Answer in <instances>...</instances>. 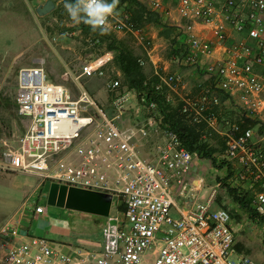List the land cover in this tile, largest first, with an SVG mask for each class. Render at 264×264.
I'll list each match as a JSON object with an SVG mask.
<instances>
[{
	"label": "built area",
	"instance_id": "built-area-1",
	"mask_svg": "<svg viewBox=\"0 0 264 264\" xmlns=\"http://www.w3.org/2000/svg\"><path fill=\"white\" fill-rule=\"evenodd\" d=\"M152 6L160 11L161 2L153 0ZM176 6L187 21L183 33L189 52L181 63L201 68L211 81L183 95L180 111L192 122L205 123L203 137L211 133L222 137L224 155L239 164L240 177H251L258 184L253 204L264 217V155L255 146L257 127L250 122L244 126L241 118L220 116L224 100L218 93L223 91L225 101L237 102L242 114L264 128V0H177ZM197 24L211 26L214 38L201 36ZM108 27L150 43L143 28L136 27L124 11L116 10ZM230 28L239 36L224 43ZM216 42L224 43V53L211 58ZM138 61L145 64L143 58ZM84 69L88 75L104 78L112 95V112L87 89L74 94L48 79L42 64L23 66L17 75L15 101L18 114L29 121L20 147L8 148L3 157L14 171L111 193L114 211L102 226L103 247L67 245L62 250L45 235L14 243L18 227L5 223L0 226V244L6 247L4 264H256L249 255L236 251L230 211L222 205L212 208L219 182L191 206L177 204L173 187L179 186L182 196L192 191L184 177L196 153L184 148L175 132L160 125L156 100L138 96L134 89H122L121 81L100 66ZM154 74L158 76L156 88L171 102V92L183 84L182 75L159 69ZM129 113L142 118L124 127ZM132 128L143 141L161 133L153 158L142 155ZM120 202L123 211L116 208ZM34 208L40 214L45 210L41 204Z\"/></svg>",
	"mask_w": 264,
	"mask_h": 264
},
{
	"label": "rangeland",
	"instance_id": "rangeland-1",
	"mask_svg": "<svg viewBox=\"0 0 264 264\" xmlns=\"http://www.w3.org/2000/svg\"><path fill=\"white\" fill-rule=\"evenodd\" d=\"M53 1L55 3L53 9L41 15L36 7L45 0H0V216L9 212L15 204H20L24 200V194L30 193L37 187L38 182L46 180L44 183L46 194L52 182L32 173H15L17 171L8 168L4 163L3 152L8 148L14 150L20 147V138L29 121L27 117L18 114L15 101L17 75L21 67L42 64L48 79L63 84L74 94L83 87L106 107L107 112H111L112 108L111 103H108L111 102V94L105 85L104 78L94 75L89 79L83 76L84 78L76 81L73 76L80 71L81 62L93 56L92 52H97L98 41L94 42L91 35L82 34L78 24L70 19L65 10V0ZM110 74L113 77L116 75L113 71H110ZM224 107V104L219 106L220 116L229 112L228 118L232 120H236L242 112L237 102L228 101ZM141 118V116L132 117L129 113L122 125L125 127L130 121ZM132 131L135 132L138 143L142 142L143 139L137 136L133 128ZM254 132V139H260L261 134L257 128ZM151 137H153V145L149 149L142 144L144 150H141L140 146L142 155L156 149L155 146L160 143V139L156 140L161 137V133L158 131ZM207 139L209 143L212 141L211 146L216 149L215 162L219 166H215L211 160H205L206 167L203 168L206 170L205 174L209 181L207 180L204 184L201 193L207 195L212 187L209 184L215 186L214 184L219 182V185L215 186L217 188L216 203L212 204V208L222 205L234 211V203L224 189L223 183L228 181L242 190H250L253 197L258 184L254 183L250 188L242 186L244 182L239 175L240 166L238 165V171L237 162L225 157L221 137L217 133H211ZM77 142L78 140L75 141ZM259 149L264 153V141L263 144L260 143ZM230 161L234 164H228ZM232 166L235 168L231 169ZM226 175H231V178L226 180ZM234 175H237L240 183L235 181ZM25 182H29L28 189ZM20 186L24 190L22 195L21 191L18 192ZM38 194L39 192L32 199H38ZM40 202L45 206L44 212L38 213L44 221L45 236L49 237L56 246L61 247L66 241H77L91 250H99L103 247L102 226L106 220L105 216L49 204L47 195ZM236 212L237 218L231 217V222L242 224L239 236L241 241H236V245L242 243L241 254L249 255L256 264H264V223H254L244 211ZM234 224H232L233 228ZM68 244L66 243V246Z\"/></svg>",
	"mask_w": 264,
	"mask_h": 264
},
{
	"label": "crops",
	"instance_id": "crops-1",
	"mask_svg": "<svg viewBox=\"0 0 264 264\" xmlns=\"http://www.w3.org/2000/svg\"><path fill=\"white\" fill-rule=\"evenodd\" d=\"M141 1L152 6L153 0H141ZM159 1L161 2L160 13H162L163 19L170 25L176 26L180 30L185 31L187 21L186 19L181 17V15L177 11V6H176L177 0H159ZM123 9L124 8L121 6V7H117L116 10L120 12ZM142 28L146 36L150 39V43L148 45H145L142 41L139 40V38L134 33H131V32L122 31V30L109 27V31L107 33H112L117 39H120L125 46L131 49L134 54L138 55L139 58H143L145 60L143 69L145 73H147L148 75L154 74L157 69H159L163 73L178 72L182 75L183 77L182 86L179 88L178 91L171 92V99H172L171 103L172 104L178 103L181 100L183 95L198 91L199 89L198 84H203V85L211 84V81L207 78L206 74L201 68L192 66V65H188V66L187 65L183 66L181 64L179 65L174 60H171L170 58H168L167 40L160 35V29L157 26L149 24V25L143 26ZM195 29L199 32V34H201V36L205 38H214L212 30H211L212 28L209 25L197 24L195 25ZM238 36H239L238 33H235L230 28V31L228 32V35H227L228 38H226V42L224 43H231L233 39L238 38ZM108 42H109V39H104L103 41H101V43L99 44V47L97 48V52H92L93 56L89 58H85V60L81 62L80 71H77L76 74L73 75L76 81H79V79L84 78L83 76H85V78L89 77V79H91L94 75H88L84 68H89L91 66H96V65L100 66L101 68H104V70L106 71L108 75H111L110 71H113L116 74L115 77L122 81L121 70L114 63L115 52L113 49L106 48V43ZM224 43L216 42L215 52L211 58L219 57L224 53V48H225ZM206 60H208V58L203 59V61H206ZM108 103H111V102H108ZM222 104H224L226 107V104H228V101H224ZM110 111L112 112V108L110 109ZM228 115H229V112L225 113L223 116L229 117ZM208 136H206V138ZM152 139L153 137H151V139L149 138L145 141H142L141 145L143 144L145 145L146 149H149V147L153 145ZM159 139H161V137H158L156 141H158ZM254 141H255V146L259 148L260 143L263 144L264 137H260V139H254ZM211 144H212V141L210 142V145ZM142 149L143 148L141 146V150ZM143 156L148 157V158H153L154 153L153 151H150V152L148 151ZM205 160H206L205 158L199 157L198 155L193 156L191 170L188 173H186L184 177L187 181L190 182L191 184L190 189L192 190V191H188L186 196L180 195L179 186L174 185L173 188H174V192L176 195V202L180 207L187 208L191 206L194 202H196V200L205 196L204 193H201L203 190L204 184L207 182V180L209 181V179L207 178V175L205 174L206 170H204L205 168H203V167H206ZM228 164L233 165L234 162L230 161L228 162ZM238 165L239 164L237 163L236 165L237 170L239 169ZM234 168L235 167L231 169H234ZM15 173H20V172L17 171ZM234 176H235V181L237 183H240V180L238 179L237 175H234ZM45 181L42 180L38 182L37 187L33 188V190L30 193L24 194L23 196L24 200L20 204H15L9 210V212L7 211L0 216V226L2 224L9 223L10 225H16L18 227L20 234L13 239L14 243L23 242L27 240L31 235H46L44 221L41 218V215H38V213H36L35 208H34L36 204L43 205L40 202V200L43 199L44 197L46 198L47 194L44 192ZM243 182L244 184H242V186H246L247 188L252 187V185L254 184L251 177L247 178L246 180H243ZM25 184L27 185V189H28L29 182H25ZM209 185L213 186L212 184H209ZM21 186L19 188V191L18 189H16V191L18 192L21 191L20 193L22 195V191L24 190H22ZM38 192H39L38 194L39 196H37L38 199L33 200L32 199L33 196ZM233 208L235 210H240L235 204L233 205ZM113 211H114V206L112 204L110 212H113ZM82 212L85 213V211H82ZM173 213L174 215L178 214V212L175 209L173 210ZM232 224L234 223L230 222L231 228L235 235V241L240 242L241 238L239 236L242 231V224H239V223L234 224L235 230ZM66 243H69L68 245H79L82 247H86L77 241L76 242L66 241L64 243L65 245L61 247L60 245H58V247L61 248L62 250H67ZM240 245L242 246L243 244L237 243V245L235 246L236 251L238 253H242L240 252L242 251V248ZM5 251H6L5 245L0 244V264H4L3 256H4Z\"/></svg>",
	"mask_w": 264,
	"mask_h": 264
},
{
	"label": "trees",
	"instance_id": "trees-1",
	"mask_svg": "<svg viewBox=\"0 0 264 264\" xmlns=\"http://www.w3.org/2000/svg\"><path fill=\"white\" fill-rule=\"evenodd\" d=\"M121 6L124 8L122 11L129 14L136 27H143L149 24L157 26L160 29V35L167 40L168 58L174 60L179 65H184L181 61L187 56L189 47L182 30L167 23L163 19V15L159 10L141 0H119L117 7ZM78 28L82 34L88 36L91 35L92 40L97 41L98 39L99 43L97 44H100L104 39H109V42L106 43V48L113 49L115 52L114 63L122 73L121 88L134 89L138 96L144 95L147 99L156 100L158 104V116L156 117L160 125L175 132L179 138L180 144L184 148L192 153H196L199 157L211 160L215 166H219L215 162L214 153L216 152V149L210 145L206 137H203L206 130L205 123L190 121L189 118L181 113L179 102L172 104L166 100L164 91H160L156 88L158 76L145 73L143 65L138 61V55L134 54L131 49L125 46L123 42L120 39H117L112 33L102 35L99 30L92 31L88 25H85L82 22L78 24ZM218 93L220 94L221 100H225L226 94L221 90H219ZM240 118L245 120V123H243L244 126L246 123L250 122L256 126L257 131L263 135L264 128L262 125L257 124L258 120H253L242 113L236 118V120ZM222 142L224 145L223 139ZM257 151L264 155L259 148H257ZM230 176L226 175V180L230 179ZM223 184V187L232 202L241 211H244L251 221L254 223H264V217L256 210L253 204V195L250 190H242L238 186L231 185L228 181ZM116 208L123 211V203H117ZM240 210H229L231 217L237 218L238 213L236 211L239 212Z\"/></svg>",
	"mask_w": 264,
	"mask_h": 264
},
{
	"label": "water",
	"instance_id": "water-1",
	"mask_svg": "<svg viewBox=\"0 0 264 264\" xmlns=\"http://www.w3.org/2000/svg\"><path fill=\"white\" fill-rule=\"evenodd\" d=\"M54 5L53 0H45L44 3L36 7V10L43 15L51 11ZM47 202L70 209L108 216L113 198L111 193L68 186L52 181L47 193Z\"/></svg>",
	"mask_w": 264,
	"mask_h": 264
},
{
	"label": "clouds",
	"instance_id": "clouds-1",
	"mask_svg": "<svg viewBox=\"0 0 264 264\" xmlns=\"http://www.w3.org/2000/svg\"><path fill=\"white\" fill-rule=\"evenodd\" d=\"M118 4L119 0H65L64 8L74 23L82 22L103 35L109 31L108 20Z\"/></svg>",
	"mask_w": 264,
	"mask_h": 264
}]
</instances>
